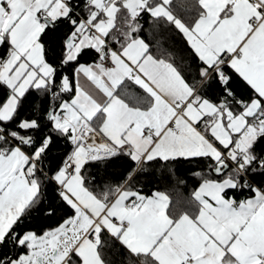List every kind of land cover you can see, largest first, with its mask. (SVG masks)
<instances>
[{
	"label": "snow or ice",
	"instance_id": "1",
	"mask_svg": "<svg viewBox=\"0 0 264 264\" xmlns=\"http://www.w3.org/2000/svg\"><path fill=\"white\" fill-rule=\"evenodd\" d=\"M0 264H264V0H0Z\"/></svg>",
	"mask_w": 264,
	"mask_h": 264
}]
</instances>
